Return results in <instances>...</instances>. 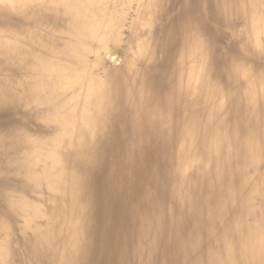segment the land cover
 I'll use <instances>...</instances> for the list:
<instances>
[{
	"label": "bare ground",
	"instance_id": "bare-ground-1",
	"mask_svg": "<svg viewBox=\"0 0 264 264\" xmlns=\"http://www.w3.org/2000/svg\"><path fill=\"white\" fill-rule=\"evenodd\" d=\"M0 264H264V0H0Z\"/></svg>",
	"mask_w": 264,
	"mask_h": 264
}]
</instances>
